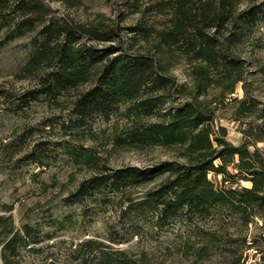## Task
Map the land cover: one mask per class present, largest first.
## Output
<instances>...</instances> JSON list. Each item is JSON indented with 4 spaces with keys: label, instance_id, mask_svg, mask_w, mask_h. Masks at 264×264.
<instances>
[{
    "label": "rangeland",
    "instance_id": "obj_1",
    "mask_svg": "<svg viewBox=\"0 0 264 264\" xmlns=\"http://www.w3.org/2000/svg\"><path fill=\"white\" fill-rule=\"evenodd\" d=\"M204 1L78 0L70 5L65 0H35L43 6L30 13L13 1L0 5L4 7L0 9V215L11 216L15 231L23 235L24 226L31 225L33 234L27 240L41 248L36 252L22 245V264L53 259L77 264L73 253L87 240L94 243L82 253L125 251L140 264L264 263V210H256L249 221L222 205L204 213L184 209L166 214L146 200L159 180L114 186L122 168L182 159L180 147L169 150L120 140L133 127L128 108H134L135 116L138 102H120L110 111L79 120L77 101L93 80L61 88L55 95L38 92L61 71L67 44L106 55L103 62L91 66L95 74L118 56L129 60L148 56L169 83L154 96L172 93L177 102L162 107L166 112L174 109L186 97L174 91L173 83L196 91L195 74L202 64L190 50L193 28L171 47L165 31L173 27L175 7H191V18L198 21L197 7ZM228 7H233L236 17L258 9L254 20H233L218 35L217 28L204 30L219 39L220 53L238 62L244 80L230 93L223 84L229 71L217 65L210 69L211 82L202 99L213 110L215 124L227 128L233 144L246 141L252 150L259 147L264 153V0H231ZM104 31H110L111 38H99ZM236 31L241 40L229 43L227 35ZM45 39L50 44L39 69L25 70ZM235 78L231 73L230 79ZM244 98L254 105L248 111L239 108ZM154 119L143 117L147 123ZM210 178L225 186L222 175L210 173ZM231 184L252 186L245 179L226 185Z\"/></svg>",
    "mask_w": 264,
    "mask_h": 264
},
{
    "label": "trees",
    "instance_id": "obj_2",
    "mask_svg": "<svg viewBox=\"0 0 264 264\" xmlns=\"http://www.w3.org/2000/svg\"><path fill=\"white\" fill-rule=\"evenodd\" d=\"M13 1L25 13L35 12L36 7L42 3L34 4L35 0H8ZM64 1V0H62ZM70 5H75L78 0H65ZM4 0L0 5L4 6ZM216 4V5H214ZM219 5L220 7H212ZM231 0H205L197 7L198 21L191 18V7H175L173 27L166 32L167 46L180 42L181 36L193 28L195 34L190 42V50H194V59L201 62L196 70V91L188 89L187 85L173 83L174 91L186 97L183 103L166 112L163 105L168 102H177L172 93L161 92L154 96L161 88L167 89L168 79L154 68V60L148 56H138L125 59L118 56L105 65L100 73H92L91 66L103 62L105 54L86 51L83 47L65 45L61 54L62 69L53 81L46 83L39 93L55 95L61 88L78 87L84 82L93 80L92 87L85 91L77 101L76 114L79 120L96 112L112 110L111 106L124 102H138L136 114L130 106L126 115L132 119L133 127L128 130L125 137H120L122 142L135 146H159L166 149L180 147L181 160H163L147 168L129 166L120 169L115 177L114 186L128 188L141 180H159V185L147 194V202H152L163 212L177 214L180 210L209 212L216 205L227 206L240 213L244 221H249L252 215L264 210V153L256 147L251 149V143L242 142L233 144L228 138L227 128L215 124V114L210 109L207 101L202 99L204 89L211 82L210 69L215 66L225 68L228 78L223 81L225 88L230 93L235 92V86L244 80L241 71H237L238 62L225 53H220L221 43L216 36H208L204 30L222 28L234 20H254L258 16V9L253 7L248 14L236 17L233 12ZM183 6V7H182ZM45 7V6H44ZM4 7H0L3 9ZM196 22V23H195ZM202 23V25H200ZM50 34L49 32L47 35ZM241 33L236 31L227 35L229 43L241 40ZM99 38L108 40L110 31L100 33ZM50 42L45 39L35 55L27 63L25 70L34 71L44 61ZM111 49H106V52ZM161 61L162 58H159ZM158 60V61H159ZM231 73L236 78L231 80ZM161 87V88H160ZM157 89V90H156ZM154 90V91H151ZM152 94H149V93ZM150 95V96H149ZM173 96V97H172ZM120 105V104H119ZM253 103L249 98L241 99L240 111H248ZM254 106V105H253ZM144 115L155 118L153 121L144 122ZM234 169V172L230 168ZM210 173L223 176L224 187L217 186L215 180L210 178ZM236 179H245L252 183L251 187L236 188L232 183ZM103 182H108L103 181ZM250 209L252 212L250 214ZM25 234L15 231L14 220L11 216L0 215V264H22L21 246L29 250L40 252L41 248L31 246L27 240L32 236V226L25 225ZM36 242V241H33ZM94 243L87 240L73 253L77 264H140L131 258L125 251L116 254L103 252L102 255L82 253ZM96 249L92 248L91 251ZM28 264H64L57 260L46 263L30 262ZM264 264V263H263Z\"/></svg>",
    "mask_w": 264,
    "mask_h": 264
}]
</instances>
